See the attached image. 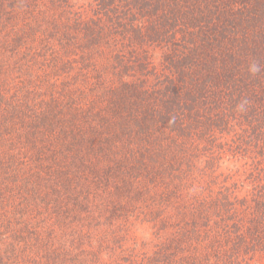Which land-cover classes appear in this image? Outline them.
Wrapping results in <instances>:
<instances>
[{"label": "trees", "instance_id": "obj_1", "mask_svg": "<svg viewBox=\"0 0 264 264\" xmlns=\"http://www.w3.org/2000/svg\"><path fill=\"white\" fill-rule=\"evenodd\" d=\"M0 264H264V0H0Z\"/></svg>", "mask_w": 264, "mask_h": 264}]
</instances>
